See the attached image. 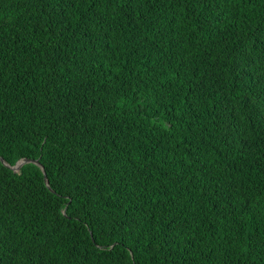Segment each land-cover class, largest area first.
<instances>
[{"label": "trees", "instance_id": "1", "mask_svg": "<svg viewBox=\"0 0 264 264\" xmlns=\"http://www.w3.org/2000/svg\"><path fill=\"white\" fill-rule=\"evenodd\" d=\"M0 264H264V0H0Z\"/></svg>", "mask_w": 264, "mask_h": 264}, {"label": "water", "instance_id": "2", "mask_svg": "<svg viewBox=\"0 0 264 264\" xmlns=\"http://www.w3.org/2000/svg\"><path fill=\"white\" fill-rule=\"evenodd\" d=\"M2 161L9 167H11L12 169H14L15 171H19L21 169V167L23 166V164L27 163V162H34L36 163L37 165H39L43 170H44V167L43 165L40 163L39 160H34V159H28V158H25V159H22L20 160L15 166H10L8 163L5 162V160L3 158H1ZM47 184L49 185L48 183V180H47Z\"/></svg>", "mask_w": 264, "mask_h": 264}]
</instances>
